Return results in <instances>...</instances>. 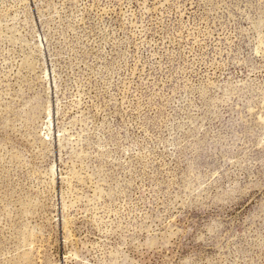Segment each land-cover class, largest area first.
<instances>
[{"label": "rangeland", "instance_id": "rangeland-1", "mask_svg": "<svg viewBox=\"0 0 264 264\" xmlns=\"http://www.w3.org/2000/svg\"><path fill=\"white\" fill-rule=\"evenodd\" d=\"M0 264H264V0H0Z\"/></svg>", "mask_w": 264, "mask_h": 264}]
</instances>
